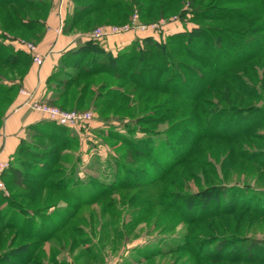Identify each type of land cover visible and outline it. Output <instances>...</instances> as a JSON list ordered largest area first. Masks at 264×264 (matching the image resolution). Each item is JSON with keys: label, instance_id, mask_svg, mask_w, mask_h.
<instances>
[{"label": "rangeland", "instance_id": "374dc122", "mask_svg": "<svg viewBox=\"0 0 264 264\" xmlns=\"http://www.w3.org/2000/svg\"><path fill=\"white\" fill-rule=\"evenodd\" d=\"M44 1L47 2L41 11L29 8L26 11L27 16L31 18L35 16V19L47 18L49 10L56 12V6L53 3L55 0H52V5L50 0ZM230 5L233 8H254L262 16L257 21L247 17L237 23L225 22L224 19H214V17L209 21L197 22L193 19V9L186 4L183 8L187 9L186 12L171 17L169 22L164 23L162 32L133 28L135 30L127 33H136V38L139 39L147 37L149 33L153 36L157 35V40L165 41L170 35L169 27L176 30V27L183 26L188 28L186 30H192L198 23H202L207 29L210 28L213 31V34L207 29L204 31L212 37V42L204 51L205 53H211L212 50H218V47L222 46L217 41L219 37L229 42V36L238 35L240 39H237V42L241 46L237 44L235 46L237 50H240L238 53H234L227 47L221 48L223 52H226L223 55V63L228 64L231 59L236 60L240 57L243 60L240 66L232 68L226 76L242 69L249 76L256 75L258 79H264V30L262 28L264 4L257 0L252 2L243 0L241 3ZM57 18L60 21L58 15ZM162 19L164 18L151 24H157ZM122 23L124 22L105 26L122 25ZM96 26L98 27V25H92L91 28ZM99 26L102 25L99 24ZM2 28L9 31L4 32ZM94 29L85 34L91 35ZM44 32L45 27L42 30L25 31L13 22L11 7L8 9L0 6V46H15V50L9 53L10 55L23 50L30 56L29 60H22L16 66L5 64L8 54L1 58L0 77L6 81V84L21 80L25 70L23 68H27L28 71L33 64L44 63V55L42 63L39 64L32 53L26 50L29 45H33L40 52L39 40ZM113 36L117 35L97 41L100 44L102 42L101 45L105 47L107 39ZM89 39L86 37L85 42ZM201 49L196 47L190 49L188 44L184 43L183 50L181 48L177 54L184 65H180V62L178 65L177 62L171 68L166 66L167 76L163 77H168L172 69H179V67L185 68L184 74L188 80L193 76L192 72H203L208 77H215V73L211 70L216 63H220L219 58L205 55L200 51ZM188 67H191L193 71L190 72ZM62 69L69 72L75 70L72 66L60 64V67H56L54 71L58 73ZM105 74L108 75V73ZM62 80L63 75L59 74L52 79L51 84L48 83L47 94L50 98L44 101L39 100L33 90L18 87L19 93L22 89L30 93V96L20 93L25 99L22 105L30 108L31 102H38L67 111L89 112L91 119L81 121L75 126L58 124L60 128L58 140L51 136L52 130H49L47 135H41L29 129L23 137L26 138V144L21 152L16 156L14 153L8 158L0 159L7 161L9 165L13 163L25 177L21 186L14 184L12 178L8 179V188L3 177L0 178L6 186L4 193H0V264H13L28 253L35 255L34 264H241L231 260V257L218 261L207 258L211 253L217 254L214 248L215 239H230L237 245L238 241L246 239H264V216L260 215L258 213L260 209H257L264 205L261 200L259 203L253 200L252 206L258 211L215 213L213 217L216 218L205 217L202 223L197 224L196 222L200 221L195 220L193 223L186 219L187 217L200 219L207 203H210L212 208L209 204L206 208L209 207L212 211L225 208L228 198L231 197L228 185L237 184L264 190V95L260 98H249L245 94L237 93L239 91L236 86L234 89H228V92L232 93L230 95L232 101H236L238 105L245 107L254 105L263 109L262 113L257 114L262 120L257 123L260 125L254 131L258 137L252 136L254 133L246 138L242 136L237 145H233L234 142L204 138L200 147L192 149L189 154L191 149L185 147L188 144L187 141L181 142L186 131L196 128L199 134L205 133L206 125L210 122L217 124V121H220V114L204 115V120L200 125L198 124V127L192 121L195 108L190 104H180L183 106H178V109L173 111L174 114L164 116L169 104L167 100L174 98L168 93L171 91L169 89L166 93L159 94L145 110H139L133 115H129L127 109H120L119 112L108 109L103 113L100 111V105L95 106L92 95H89L78 107L71 103L63 107V100H52V91L59 90L55 86L56 82H62ZM175 83L184 85L181 79H177ZM116 84H119L118 80L113 79L107 86ZM176 86L178 88V85ZM105 90L107 91L108 88L103 89ZM214 90L217 91L216 88ZM209 93L204 97L220 101L219 97ZM72 103H74L73 100ZM201 109L204 110V107L201 106ZM205 109L215 111L216 107L214 104H207ZM227 109L228 106L223 103L218 112L224 113L225 117H221L224 123L231 122L232 118L226 115ZM236 114L240 115V113ZM129 116L141 118L138 124L139 129L136 131L128 125L135 123L129 120ZM54 124L57 125V123ZM52 132L56 133V130ZM111 132L124 137L134 135V138L141 141L143 145L138 146L136 141L134 146L138 147L133 148L128 144V141L132 142L129 137L127 141H124L116 135H110ZM210 132L213 131L210 129ZM150 136L152 138L149 139ZM155 147L159 148V153ZM232 149L242 152L244 157L246 154L255 156L256 160L237 158L231 152ZM48 154L50 159L47 157ZM59 156L61 160L53 163ZM164 160L170 163L169 170L164 166ZM178 161L180 164L177 163ZM50 169L53 170L52 174L48 173ZM212 169L215 170V174L210 172ZM42 180L57 185L51 186L52 188L49 186L39 188L37 183ZM66 180H70L71 183H80L78 191L83 192L82 199L69 194L67 186H73L71 183H66L65 187L63 182ZM103 182L108 189L103 188ZM215 187L219 191L212 195L215 197L214 200L210 199L208 202L207 199L212 192H215L212 190ZM224 188L227 189L224 190ZM220 191L218 200L217 192ZM202 195H205L207 199H200ZM252 195L258 197L255 193ZM249 197L247 194L246 198ZM85 198H91V200L83 202ZM220 200L222 204L215 208ZM74 210L78 211L77 219L61 228L52 238L42 240L39 235L36 237L33 234L24 233L26 232L24 228L34 232L38 230L50 232L54 221L62 218L60 215ZM28 218L31 220L30 223L23 226L22 223ZM50 218L51 222H49ZM37 224L41 225L38 229H36ZM2 227L11 228L2 230ZM76 227H80L81 232H74ZM235 247L233 243L222 254L232 255Z\"/></svg>", "mask_w": 264, "mask_h": 264}, {"label": "trees", "instance_id": "16d2710c", "mask_svg": "<svg viewBox=\"0 0 264 264\" xmlns=\"http://www.w3.org/2000/svg\"><path fill=\"white\" fill-rule=\"evenodd\" d=\"M50 1L52 5V0ZM241 1L243 2V0H68V5L64 12L63 19H60V17L59 19L60 23L63 25L64 32L69 33L80 31L82 33H86L95 28H91L92 25L99 26V24L107 25L121 22L126 23L130 21L132 14L135 12H137L139 15V20L142 23L157 22L161 18L169 20L176 14L179 15L186 12L187 9H183L186 4L188 7H190V9H193V19L197 22H204L205 20L209 21L213 17L214 19H224L225 22L228 21L233 23H237L240 20L246 19L247 17L255 21L260 19V16L262 15H260V12L254 8H233L230 5L238 2L241 3ZM252 1L253 0H249V2ZM257 1H260L261 4H264V0ZM46 2L47 1L44 0H0V6L6 7L8 9L11 7L13 22L16 23L20 28L24 29L25 31H34L44 29L46 17L35 19L34 16L31 18L30 16H27L26 11L29 8L32 10L41 11ZM53 3H55L54 5L56 6L55 8L57 13V0H55ZM262 28L264 30V26ZM205 29L207 28L204 24L198 23V25L192 30H185L170 34L165 41H159L157 40L158 38H155L153 35L144 37L143 39L136 38L128 46L119 50L117 53H113V51L106 49L103 45H101L102 42L100 44L99 41L89 35L90 39L88 41L73 49H70L62 56L60 64H67L74 67L75 70L69 72L62 69V71L58 73L53 71L51 76H49L48 83L51 84L53 82V78H56L59 74L63 75L62 82L57 81L55 85L59 90L52 91V100H63V107H66L68 103L74 104L78 107L89 95H92L94 99L93 102L96 103L95 106L100 105V111L103 113H105V111L108 109H113L116 112H119L120 109H127L129 111V115H133V113L139 110H145L148 105L158 97L159 94H164L171 90L168 93L174 98L171 97L169 100H167L169 104L167 105V111L164 113V116H170L174 114L173 111L177 110L178 106H183L180 104H190L195 108L192 121L198 127V124L200 125V123L203 122L204 115H208V113H217L220 114L221 117H225L224 113H218L220 111L219 109L221 104L224 103L228 106V109L225 110L226 115L232 117L231 122L227 123H224V121L222 122L221 117L220 121H217V124L210 122L204 128L206 129V132L202 134H199L196 128H190L187 131L184 130V128L183 131H186V134L181 138V142L184 143L187 141L188 144L185 147L191 149L189 150V154L192 152V149L200 147V145L204 142V138H212L222 142H234L233 145H237L239 143L238 140L242 138V136L245 138L250 136L251 133H254V131L259 127L260 124L257 123L262 120L257 114H259V112L262 113L263 109L259 106L255 107L254 105L249 107L238 105L236 101H232L230 96L232 93L228 92V89H234V86H236V89L239 91L237 93L245 94L249 98H260L261 95H264V79H258L256 75L249 76L242 69L231 72V74L229 73L228 76H226V73L228 71L230 72L232 68L240 66L243 63V60L240 57L236 60L231 59V62L228 64L223 63V55L226 52H223L221 48L227 47V49H232L234 53H238L240 50H237V47L235 46L236 44L240 46V43L237 42V39L240 38H238V35H235L236 38L229 36V42H226V39L224 41L219 37L217 41L219 44H222V46L218 47V50H212L211 53H205L204 51L208 49V45H210L212 42V37L210 34L208 35V33L204 32ZM2 30L4 32L9 31L6 28H2ZM207 30L213 34V31L210 28ZM37 35L41 36V34L38 33ZM244 38H246V36H244ZM184 43L188 44L190 49L193 47L199 49L202 48L200 51L205 53V55H212L213 58H219L220 63H216L211 70L215 73V77H208L207 74L203 72L194 73L192 72L193 69L191 67H188V70L193 73V76L189 80L184 74L185 68L180 69V67L179 69H172L168 77H163L166 75V72H168V70L165 68L166 66L171 68V66L177 62L178 65L179 62L180 65H184V63L177 56V54L181 51V48L183 50ZM14 47L15 46L1 45L0 60L1 58L3 59L6 54L8 55L6 56L4 62L9 66L19 65V62L22 60H29L30 56L26 53V51L23 50H18L10 55L9 53L15 50ZM228 51L230 52V50ZM60 64L57 66L58 68L60 67ZM23 70L24 77L25 73L27 72V68H23ZM105 73H108V75ZM22 79L15 80L11 82V84H6V81L0 77V124L18 93V87L21 86ZM113 79L118 80L119 84L108 87L107 85L111 84ZM177 79L183 80L184 85L181 86V84L175 83ZM176 85H178V88H176ZM104 88H108V90H105V92L103 91ZM214 88H216L217 91H215ZM210 91L212 93H209ZM208 93L219 97L221 102L217 99L213 101V99L204 97ZM72 100L74 103H72ZM207 104H214L216 110L212 111L205 109V105ZM201 106L204 107V110L201 109ZM236 113H240V115L238 116ZM128 118H130L129 120L132 122H135L134 125L132 123L128 124L131 126V129L135 131L136 129H139L138 124L141 122V118L134 116H129ZM233 118L235 119V122ZM54 123L56 122L44 120L32 125L29 129H32L41 135H47L49 130H56V133L50 131V134L52 137H55V139L58 140L60 139L58 137L60 135V128L58 127V123L57 125ZM48 124L50 126H47ZM210 129L213 132H210ZM110 135L118 136V134L115 132H111ZM252 136L258 137V135L255 133ZM118 137L124 141H127L129 137L132 142L128 141V144H130V146L133 148L143 145L141 141H138L136 138H134V135ZM150 138L152 137L150 136L149 139ZM25 139H21L14 156L19 154L22 148L25 147ZM136 141L138 146H134ZM155 148L159 153V148ZM231 152L234 153L237 158H250L256 160L255 156L246 154V157H244L242 152L234 151V149H232ZM47 157L49 158V154ZM60 160L61 158L59 156L53 161V163H57ZM177 163L180 164V161ZM163 164L167 170L170 169V163H168V160H164ZM52 171L53 170L50 169V172L48 173L52 174ZM210 172L215 174L214 169H212V171L210 170ZM2 177L7 188L8 179L12 178L14 184L21 186L24 183L25 178L24 175L14 167L13 163H10L9 168L3 173ZM63 183L66 187V183L70 184L71 182L70 180H66ZM37 184L39 185V188H47V186L52 188L51 186L57 185L55 183H46L43 180L39 181ZM71 184L73 187L67 186V191L69 194L76 198L82 199L83 192L81 191L80 193L78 191L80 183ZM102 185L104 189H108L105 182H103ZM227 187L228 190L230 189L231 197L228 198L225 208L221 209L220 211H212V209H210L212 208L211 204L207 203V205L209 204L210 208L208 207V209L206 208L207 205L205 206V209L202 211V214H204L199 217L200 219L187 217V221L193 223H195V220L200 221L196 222L197 224L202 223L201 221H203V218L205 217L216 218L213 217L215 216V213L220 214L222 212V214H229L237 211H258L257 209H260L261 212L258 211V213L264 216V205L262 207L259 206L257 209L253 208L252 206L253 200H257L258 203L259 200L264 202L263 189H253L249 186L242 187L237 184L228 185ZM75 189L77 191H75ZM226 189L227 188H224V190ZM212 190L215 192H212L208 199L205 198V195H202L199 198L207 199L208 202L210 199L214 200L215 197H212V195H214L216 191H219V189L215 187ZM0 193H4V190L1 188ZM254 193L257 194L258 197H254L252 195ZM217 194V199L219 200L221 191L217 192ZM247 194L250 196L249 198H246ZM93 196L94 195H92V197ZM83 200V202H88L91 200V198H85ZM221 204L222 200L218 201L215 205V208ZM77 214L78 211L76 210L63 213L60 215L62 218H60L59 221H54V226L50 232L40 230L34 232L24 228V231H26L24 233H28L29 235L33 234L36 237L39 235L40 239L42 240L49 239L50 237L52 238L61 228L66 227V225L71 224V221L77 219ZM50 215L49 217H51ZM50 220L51 218L49 219V222H51ZM30 221V218H28V220L24 221L22 225L27 226ZM40 227L41 225L39 226L37 224L36 229ZM7 228L11 227H2V230ZM76 228L77 229H75L74 232H81L79 229L80 227ZM214 243V248L218 255L213 251L214 253H211L208 255L209 257H207L210 260L218 261L223 258L231 257V260H234L236 263L264 264V239H246L243 241H238L237 245L233 240L220 238L215 239ZM233 243L236 245V247L234 250L232 249L234 251L231 253L232 255H223L224 250L232 246ZM34 257L35 255L28 253L20 257L21 259L19 258V260L13 264H34ZM209 259L206 260L209 261Z\"/></svg>", "mask_w": 264, "mask_h": 264}, {"label": "crops", "instance_id": "0c3cea01", "mask_svg": "<svg viewBox=\"0 0 264 264\" xmlns=\"http://www.w3.org/2000/svg\"><path fill=\"white\" fill-rule=\"evenodd\" d=\"M176 28L173 30L169 27L168 34L188 29L183 26ZM62 31L63 25L58 20L56 12L51 9L45 19V32L39 40V51L45 56V61L42 65L33 64L22 79L21 87L33 90L37 98L42 101L50 98L47 94L48 79L61 63L63 54L81 45L86 37L91 36L80 31L69 33ZM150 35L147 33V36ZM135 39L136 33L113 36L107 39L105 48L117 53ZM24 100V96L18 92L0 127V159L8 158L15 153L21 139L32 125L47 120V117L38 111L23 106Z\"/></svg>", "mask_w": 264, "mask_h": 264}, {"label": "built area", "instance_id": "2783aa9c", "mask_svg": "<svg viewBox=\"0 0 264 264\" xmlns=\"http://www.w3.org/2000/svg\"><path fill=\"white\" fill-rule=\"evenodd\" d=\"M67 5L68 0H57V14L60 19H63ZM165 22L167 23L169 22V20L162 19L157 24L142 23L139 20V15L137 14V12H135L134 14H132L131 19L128 23H124L122 25H111L110 27L105 25L96 27L91 33V37L96 40H102L112 35H120L122 33L130 32V30H135L133 28L145 30L150 29L154 31L161 30L162 32L165 27ZM26 50L32 53L37 63H42L43 54L41 52H38L35 46L29 45ZM20 93L23 95L30 96V93L26 89H22ZM29 107L34 111H38L39 113L47 117V119L52 120L58 123L59 125L63 126H75L81 121L83 122L91 119V113L89 112L81 113L77 111H67L59 107L41 104L38 102H31L29 104ZM9 166L10 165L7 161L0 160V178L2 177L3 173L9 168ZM1 181L2 180H0V188L5 191L6 186Z\"/></svg>", "mask_w": 264, "mask_h": 264}]
</instances>
